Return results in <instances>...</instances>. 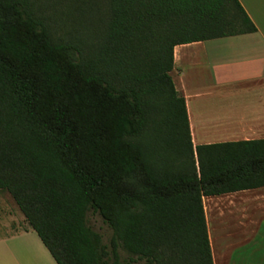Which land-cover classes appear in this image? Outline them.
I'll return each mask as SVG.
<instances>
[{
	"label": "trees",
	"instance_id": "obj_1",
	"mask_svg": "<svg viewBox=\"0 0 264 264\" xmlns=\"http://www.w3.org/2000/svg\"><path fill=\"white\" fill-rule=\"evenodd\" d=\"M106 1L76 49L0 0V193L56 264H213L202 199L264 187V139L193 147L173 49L256 28L237 0Z\"/></svg>",
	"mask_w": 264,
	"mask_h": 264
},
{
	"label": "crops",
	"instance_id": "obj_2",
	"mask_svg": "<svg viewBox=\"0 0 264 264\" xmlns=\"http://www.w3.org/2000/svg\"><path fill=\"white\" fill-rule=\"evenodd\" d=\"M256 32L177 45L170 73L193 147L264 139V0H237ZM213 264H264V187L202 199ZM0 264H56L14 206Z\"/></svg>",
	"mask_w": 264,
	"mask_h": 264
},
{
	"label": "rangeland",
	"instance_id": "obj_3",
	"mask_svg": "<svg viewBox=\"0 0 264 264\" xmlns=\"http://www.w3.org/2000/svg\"><path fill=\"white\" fill-rule=\"evenodd\" d=\"M28 2L47 26L54 40L76 49L90 41V37L99 34L106 19V0H28ZM0 203L4 222L6 212L14 211L16 205L7 193L2 192ZM87 223L93 231L101 235L104 244H109L112 232L98 213L89 211ZM118 253L122 260L128 258L121 248Z\"/></svg>",
	"mask_w": 264,
	"mask_h": 264
}]
</instances>
